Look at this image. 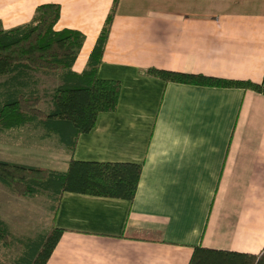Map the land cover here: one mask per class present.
<instances>
[{"label":"crops","instance_id":"crops-1","mask_svg":"<svg viewBox=\"0 0 264 264\" xmlns=\"http://www.w3.org/2000/svg\"><path fill=\"white\" fill-rule=\"evenodd\" d=\"M50 2L61 6L57 29L86 36L76 71L116 2L98 75L122 83L118 107L98 114L73 157L139 163L142 174L132 201L65 192L56 216L65 231L48 264H189L199 244L261 252L264 93L166 82L144 70L264 83V0H0V20L27 23ZM69 159L45 166L66 170Z\"/></svg>","mask_w":264,"mask_h":264},{"label":"trees","instance_id":"trees-1","mask_svg":"<svg viewBox=\"0 0 264 264\" xmlns=\"http://www.w3.org/2000/svg\"><path fill=\"white\" fill-rule=\"evenodd\" d=\"M117 2V1H116ZM116 2L93 47L88 65L76 71L73 65L86 39L74 28L57 29L61 15L58 3H43L34 18L24 24L5 28L0 20V134L27 124L41 126L45 136L56 135L70 155L66 170L0 160V182L20 198L38 194L51 200L52 219L47 229L35 235H16L0 213V247L12 249L0 257V264H48L64 229L56 216L65 192H77L134 200L142 165L130 162L78 160L73 153L82 133L91 131L102 111L118 107L122 83L103 79L99 66L111 29ZM28 72L31 76H27ZM34 74L55 75L59 84L47 100L30 82ZM166 82L201 86L240 87L264 93V83L250 79L193 73L150 67L144 70ZM189 264H264V249L257 253L194 246Z\"/></svg>","mask_w":264,"mask_h":264},{"label":"rangeland","instance_id":"rangeland-1","mask_svg":"<svg viewBox=\"0 0 264 264\" xmlns=\"http://www.w3.org/2000/svg\"><path fill=\"white\" fill-rule=\"evenodd\" d=\"M37 78L39 80L30 82L29 88L44 95L48 104L50 93L59 84V78L45 74H38ZM2 155L25 160L31 165L55 166L57 159L66 157L67 152L56 135L46 137L41 126L27 124L20 129H6L0 134V156ZM50 202L43 194L29 198L17 197L9 187L0 182L1 216L16 235H35L47 229L52 219ZM4 248L0 247V257L4 252L14 251Z\"/></svg>","mask_w":264,"mask_h":264}]
</instances>
